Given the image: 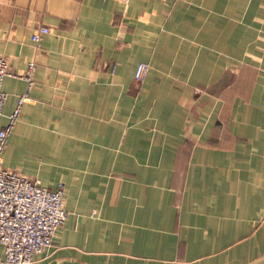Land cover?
Instances as JSON below:
<instances>
[{
	"label": "crops",
	"instance_id": "0c3cea01",
	"mask_svg": "<svg viewBox=\"0 0 264 264\" xmlns=\"http://www.w3.org/2000/svg\"><path fill=\"white\" fill-rule=\"evenodd\" d=\"M0 58L3 166L64 185L30 264L264 256V0H0Z\"/></svg>",
	"mask_w": 264,
	"mask_h": 264
},
{
	"label": "built area",
	"instance_id": "2783aa9c",
	"mask_svg": "<svg viewBox=\"0 0 264 264\" xmlns=\"http://www.w3.org/2000/svg\"><path fill=\"white\" fill-rule=\"evenodd\" d=\"M48 28L41 26L30 36L34 44L48 33ZM34 62L29 61L21 75L27 87L7 116V123L0 126V259L3 264H30L36 256L51 246L53 236L66 218L63 205L64 185L58 183L51 190L39 184V181L25 176L2 164V152L7 138L18 119L21 107L27 99L28 90L33 84L32 71ZM115 66L111 67L114 70ZM149 69L146 62H138L133 79L142 81ZM7 62L0 58V119L6 94L1 85L8 75Z\"/></svg>",
	"mask_w": 264,
	"mask_h": 264
},
{
	"label": "water",
	"instance_id": "95a60500",
	"mask_svg": "<svg viewBox=\"0 0 264 264\" xmlns=\"http://www.w3.org/2000/svg\"><path fill=\"white\" fill-rule=\"evenodd\" d=\"M263 260H264V256H262L261 258L257 259L256 261H254V262H252L250 264H256V263H258L260 261H263Z\"/></svg>",
	"mask_w": 264,
	"mask_h": 264
}]
</instances>
